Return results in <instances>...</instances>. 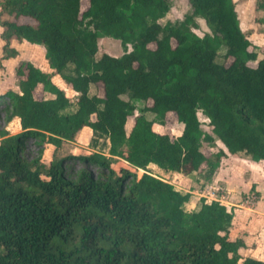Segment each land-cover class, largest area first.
Returning <instances> with one entry per match:
<instances>
[{
  "label": "trees",
  "instance_id": "1",
  "mask_svg": "<svg viewBox=\"0 0 264 264\" xmlns=\"http://www.w3.org/2000/svg\"><path fill=\"white\" fill-rule=\"evenodd\" d=\"M82 1L0 0V66L18 54L11 39L38 44L48 67L78 93L69 110L51 72L29 60L15 67L18 90L0 93L8 98L6 122L17 118L21 128L0 129L7 140L0 142V264H264L242 256L241 237L229 238L233 213L225 205L202 198L186 209L190 193L148 170L214 171L227 153L264 161V54L257 58L234 0H189L190 12L164 24L169 0H86L84 9ZM197 18L207 27L202 36L192 31ZM260 23L264 29V17ZM104 36L119 40L123 53L98 54ZM98 83L103 96L89 93ZM39 85L53 96L35 98ZM198 111L212 134L201 129ZM169 112L181 124L177 136L154 129ZM84 126L106 136L108 156L82 154L74 172L63 165L67 157L43 162L42 148L23 156L26 137L58 146ZM214 137L226 151L212 160L201 143Z\"/></svg>",
  "mask_w": 264,
  "mask_h": 264
},
{
  "label": "rangeland",
  "instance_id": "2",
  "mask_svg": "<svg viewBox=\"0 0 264 264\" xmlns=\"http://www.w3.org/2000/svg\"><path fill=\"white\" fill-rule=\"evenodd\" d=\"M257 1L264 3V0H234V3L239 25L245 32L247 38L255 45L257 58H259L264 54V29L260 23V20L264 17V10L256 7ZM169 3V11L163 18L159 19L161 24H164L166 21L175 22L181 20L183 16L191 10L189 0H169ZM86 6L87 1L83 0L81 2V8L84 9ZM9 18L13 19L11 17ZM15 20L18 22L28 21V19L24 17H19ZM192 31L202 36L204 32L207 31L205 22L197 18L196 25L192 27ZM150 46L153 47L154 44H150ZM18 47L20 49L21 58H18L20 60H17L13 65V72H15L16 65L22 59L29 60L43 71L51 72L52 82L64 91L71 103L69 110L74 109L78 93L75 92L70 85L66 84L57 73L53 72V70L48 67L43 51L37 46L28 47L21 46L20 44ZM126 47L129 49L130 45ZM104 52L120 55L123 53V47L117 39L106 36L100 37L98 39V54ZM223 53V48H220L217 54V61L220 62L223 60ZM248 63L251 66L256 65V61ZM0 68H5V66L3 67V63ZM9 79V77H5L3 80L11 84ZM10 89L11 88H9V90ZM13 89H18L14 73ZM89 93L103 96L102 85L100 83L91 84ZM34 96L37 99H42L52 97L53 95L44 91L39 85L34 90ZM124 98L127 97L124 96ZM7 100V97L0 98V129H6L9 135H15L21 132V128L18 120L13 119L10 122H6L2 109L4 108L3 104ZM146 104H150V100H148ZM135 105L137 109H139L143 103L138 101ZM137 109L134 114L138 113ZM146 115L148 118L154 117V115L149 112H146ZM197 116L203 132L212 134L207 118L200 111L197 112ZM132 119L133 116L127 118L125 125L127 132L130 129ZM154 129L159 132L170 133L173 136H177L181 132V124L176 120L175 114L169 112L166 114L164 123L154 125ZM6 141V136L0 137V142ZM23 141V156L27 160L35 158L38 155L39 148H42L44 149L42 161L45 163H49L53 159L67 157L68 160L63 162L67 172H74L84 165V162L79 159V156L82 154L100 152L108 156V139L106 136L101 133H93L92 130L87 128L84 130L80 129L73 141L62 142L58 146L51 143L36 144L32 137H26ZM222 149L226 151L224 145L215 137L213 140L202 141L201 143L202 152L209 156L210 159L213 158L215 153ZM246 158L247 157L243 153H239L238 156L227 153L225 156L221 157L214 171H211L209 167L203 165L199 170L188 176L182 173L176 174L174 172L165 171L154 164H149L148 170L151 174L178 186L182 192H188L186 190L189 189L192 191L190 192V197H195L196 200L194 201L196 202L194 207H192L193 204H185L184 207L186 209L196 208L199 205L200 199H202L200 196L201 194L208 195V193L213 192L216 198H218V201L233 213L229 238L234 239L241 237L243 239L245 246L240 249L242 256L264 259V172L261 165L248 161ZM119 164H125V162L122 160L117 162L115 164L116 167ZM87 166L94 173L100 171V167L96 164L89 163ZM144 171L143 169H139L137 171L138 176ZM247 195L251 197L249 199L250 201L246 200ZM203 199L205 198L203 197Z\"/></svg>",
  "mask_w": 264,
  "mask_h": 264
},
{
  "label": "crops",
  "instance_id": "3",
  "mask_svg": "<svg viewBox=\"0 0 264 264\" xmlns=\"http://www.w3.org/2000/svg\"><path fill=\"white\" fill-rule=\"evenodd\" d=\"M0 29H1V27H0ZM21 44V46H28V47H34V46H37V47H39L41 50H42V47L40 46V45H38V44H31V43H29V42H27V41H22V42H18L16 39H11L10 40V46H12V47H14L16 50H17V52H18V54L16 55V56H14V57H10V58H7V59H5V60H3V67L5 66V68L3 69V68H0V93L2 94V93H5L6 91H8L9 90V88H11L10 90H15V89H13V65L15 64V62L17 61V60H20V59H18V58H21L20 57V49H19V47H18V45H20ZM1 53H2V40H1V38H0V55H1ZM23 60V59H22ZM14 62V63H13ZM48 65V64H47ZM9 66V67H8ZM40 68V67H39ZM5 70V71H4ZM42 70V69H41ZM5 77H9L10 79V83L11 84H9V83H7V81L6 80H3V79H5ZM9 84V85H8ZM18 90V89H17ZM17 90H15V91H17ZM14 120H18L17 118H15ZM19 122V121H18ZM85 128H87V129H90L89 127H87V126H84V127H82L81 129H85ZM91 130V129H90ZM246 160H248V161H251V162H254V163H256V164H259V165H261L262 166V170H263V166H264V161H262V160H259V161H254V160H251V159H249V158H246ZM263 172H264V170H263ZM174 173H176V174H181V173H178V172H174ZM186 176V175H185ZM188 176V175H187ZM189 177H191V176H189ZM173 184V183H172ZM177 189H179L178 188V186H176V185H174ZM186 191H188L189 193L190 192H192L190 189L189 190H186ZM191 194V193H190ZM194 200H196L195 199V197H190V200L186 203V204H193L192 205V207H194V205H195V202L196 201H194ZM191 207V208H192Z\"/></svg>",
  "mask_w": 264,
  "mask_h": 264
},
{
  "label": "built area",
  "instance_id": "4",
  "mask_svg": "<svg viewBox=\"0 0 264 264\" xmlns=\"http://www.w3.org/2000/svg\"><path fill=\"white\" fill-rule=\"evenodd\" d=\"M207 120L209 121V119L207 118ZM207 121V122H208ZM202 198L204 197L205 198V200L206 201H212V200H215V201H218V198H216V195L213 193V192H211V193H208V195L207 194H201L200 195ZM247 199V201H250L249 199L251 198L249 195H247V197H246ZM208 199V200H207ZM220 202V201H219Z\"/></svg>",
  "mask_w": 264,
  "mask_h": 264
}]
</instances>
